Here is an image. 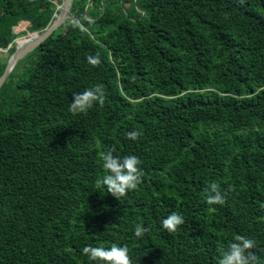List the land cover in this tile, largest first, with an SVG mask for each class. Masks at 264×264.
<instances>
[{"label": "trees", "instance_id": "obj_1", "mask_svg": "<svg viewBox=\"0 0 264 264\" xmlns=\"http://www.w3.org/2000/svg\"><path fill=\"white\" fill-rule=\"evenodd\" d=\"M59 4L0 0V76ZM30 55L0 87V264H103L83 248L112 244L134 264H217L237 234L264 260V0H74ZM97 84L105 104L72 114ZM113 148L144 172L119 200L96 185ZM212 183L225 204H207Z\"/></svg>", "mask_w": 264, "mask_h": 264}, {"label": "clouds", "instance_id": "obj_2", "mask_svg": "<svg viewBox=\"0 0 264 264\" xmlns=\"http://www.w3.org/2000/svg\"><path fill=\"white\" fill-rule=\"evenodd\" d=\"M241 3H243V0H241ZM61 8L55 13L54 19ZM29 33H39V31ZM26 37L28 36H25V38ZM29 39H32L31 36H29L26 41ZM18 40H14L17 46L16 49L22 46V44L18 43ZM16 49L13 51L14 53ZM14 53H12L11 56H13ZM11 56L9 58H11ZM87 61L94 67L99 66L101 64L100 54L88 55ZM105 99V89L102 85L97 84L91 88L85 89L81 93L74 94L73 100L69 105V111L74 115L87 114L88 110L92 109L95 104H99V106L102 107L105 104ZM141 135L142 133L140 131L132 130L128 132L127 138L137 140ZM114 152L115 149L113 148L101 154L105 174L102 178L97 179L96 185L106 187L107 192L119 200L125 197L129 191L138 188L143 182L144 172L140 167L141 160L137 156L127 155L121 158L114 155ZM206 202L208 205H223L226 203L225 195L222 194L216 183L210 185V194L207 196ZM184 223L185 219L183 215L173 212L163 219L162 226L169 233H174ZM148 231V228L141 224H137L135 226L134 235L137 238H142ZM256 247L257 244L254 239L237 234L233 237V242L228 244L227 247H221L218 250L219 256L217 264H264V260L253 251ZM83 255L87 256L90 261L103 262V264H134L127 245L120 246L112 244L110 248L89 245L83 248Z\"/></svg>", "mask_w": 264, "mask_h": 264}, {"label": "water", "instance_id": "obj_3", "mask_svg": "<svg viewBox=\"0 0 264 264\" xmlns=\"http://www.w3.org/2000/svg\"><path fill=\"white\" fill-rule=\"evenodd\" d=\"M74 0H63L62 8L58 14H56L55 20L52 22L50 26L37 33L34 38L29 39L25 42L24 45L19 46L14 55L9 58L6 68L2 75L0 76V87L6 80L9 73L14 68L15 64L18 60H20L23 56L32 51L36 46H38L48 35H50L59 25H61L64 20L67 18L68 13L71 10L72 4Z\"/></svg>", "mask_w": 264, "mask_h": 264}, {"label": "rangeland", "instance_id": "obj_4", "mask_svg": "<svg viewBox=\"0 0 264 264\" xmlns=\"http://www.w3.org/2000/svg\"><path fill=\"white\" fill-rule=\"evenodd\" d=\"M61 7H62V4L59 5V7H58V11H59V9H60ZM54 20H55V19H54ZM26 24H27L26 21H22L21 23L17 24V25L15 26V31L18 32V31H21V30L25 29ZM31 33H34V32H31ZM25 36H28V37L31 36V38H33L32 36H34V34H30V33L27 32V31H23V33L21 32V33L16 37L17 40L19 39V40H18V43H19V44H23V43L26 41V39H27L28 37L25 38ZM15 43H16V42H15ZM30 52H31V51H30ZM30 52H29L27 55L23 56L21 60H19L22 66H25V62L29 61L30 59H33V56L30 55ZM12 53H14V52L11 51L10 56H11ZM1 56H3V57H6V56H7V57H8L9 54H5V52H2V53H1ZM7 57H6V58H7Z\"/></svg>", "mask_w": 264, "mask_h": 264}, {"label": "built area", "instance_id": "obj_5", "mask_svg": "<svg viewBox=\"0 0 264 264\" xmlns=\"http://www.w3.org/2000/svg\"><path fill=\"white\" fill-rule=\"evenodd\" d=\"M10 46H11V45H9L8 47L0 46V54H1L2 52H6V51L9 49Z\"/></svg>", "mask_w": 264, "mask_h": 264}, {"label": "bare ground", "instance_id": "obj_6", "mask_svg": "<svg viewBox=\"0 0 264 264\" xmlns=\"http://www.w3.org/2000/svg\"><path fill=\"white\" fill-rule=\"evenodd\" d=\"M60 5V4H59ZM35 35H37V33H34V36H32L33 38L35 37ZM26 42V41H25ZM25 42L22 44V45H24L25 44Z\"/></svg>", "mask_w": 264, "mask_h": 264}]
</instances>
